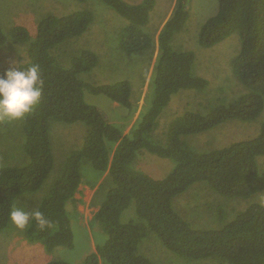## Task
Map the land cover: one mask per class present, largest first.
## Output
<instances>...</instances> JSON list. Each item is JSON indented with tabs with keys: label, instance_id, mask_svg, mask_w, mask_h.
Returning a JSON list of instances; mask_svg holds the SVG:
<instances>
[{
	"label": "trees",
	"instance_id": "16d2710c",
	"mask_svg": "<svg viewBox=\"0 0 264 264\" xmlns=\"http://www.w3.org/2000/svg\"><path fill=\"white\" fill-rule=\"evenodd\" d=\"M102 1L127 21L117 34L119 49L151 54L155 41L143 27L149 21L154 0L134 4L124 0ZM188 14L189 0H177L160 28L149 102L125 134L98 106L85 100V92L102 94L130 112L134 97L130 81H86L82 75L97 65L99 57L94 50L74 46V39L59 51H75L69 60L72 52L66 53L64 61L59 58L63 63L68 60L67 65H61L52 55V49L87 29L94 19L93 11L83 8L60 15L47 13L36 23L34 39L28 43L26 59L21 64L24 68L31 64L40 66L42 94L39 104L22 119L25 162L0 165V231L8 225L10 206L19 195L37 191L51 172L52 121L84 123L83 143L63 158L48 191L34 207L45 215L49 225L41 229L30 221L25 238L41 243L47 251L59 245L73 246L72 212L68 205L75 206L74 195L82 176H86L83 158L97 171L96 175L106 171L105 180L109 177L112 183L92 215L107 235L105 242L80 263L53 259L46 264H99V259L108 264H155L138 249L149 232L168 250L194 264H264V202L256 196L264 189V168L259 169L256 161L258 155H264V118L254 137L223 147L197 151L185 139L188 134L200 133L227 120H253L262 112L264 0H217L216 13L204 20L197 34L199 45L211 47L237 32L239 48L230 64L247 91L205 113L187 110L175 116L159 135L155 128L171 96L185 88L203 90L209 83L192 72L194 52L171 44L173 35L183 29ZM27 39L23 25L11 26L6 32L0 26V45L8 41L23 44ZM9 67L12 66H0V74ZM141 150L171 158V169L157 178L136 168L134 162ZM199 181L227 198L249 200L229 219L225 218V204L212 206L209 209L214 211L215 220H220L218 226L195 227L173 208L172 198ZM20 201L17 206H21ZM131 202L136 219L123 222L121 214Z\"/></svg>",
	"mask_w": 264,
	"mask_h": 264
},
{
	"label": "rangeland",
	"instance_id": "374dc122",
	"mask_svg": "<svg viewBox=\"0 0 264 264\" xmlns=\"http://www.w3.org/2000/svg\"><path fill=\"white\" fill-rule=\"evenodd\" d=\"M124 1L134 4L141 0ZM176 1L154 0L149 21L143 27L155 41L153 52L147 55L125 53L119 49L117 34L127 21L102 0H85V2L78 0H0V26L3 31H8L14 25H23L28 32V39L23 44L8 41L0 45V66H13V60L19 63L24 62L27 45L34 39L36 23L43 15L47 13L60 15L76 9H91L94 19L87 29L79 36L62 42L59 48L52 49V55L58 60V63L67 65L75 51L67 49V51H59L66 42H71L74 39L72 42L74 46L94 50L99 57L97 65L90 72L82 75L86 81L112 82L121 79L130 81L134 94L133 109L130 112L102 94L85 92V100L98 106L107 115L108 120L121 128L122 133L125 134L136 123L140 113L148 105L150 81L158 52L157 34L170 17ZM216 10L217 0H189V14L186 23L183 29L172 37L171 44L175 48L194 52L192 72L206 78L209 83L203 90L185 88L171 96L168 104L162 110L155 128L159 135L166 130L167 125L175 116L187 110L205 113L209 108L225 104L247 91L232 71L230 64V60L239 48L237 32H233L211 47H202L197 41L200 25L207 17L215 14ZM67 52L72 53L67 62L63 63L60 59L66 60ZM263 118L264 105L262 112L253 120H227L200 133L188 134L185 139L197 151L223 147L233 141L254 137L259 131V125ZM21 124L22 119L0 120V165L25 162L26 154L22 145ZM85 129L86 125L79 121L73 123L51 122L49 136L54 156L51 172L37 191L20 194L16 202L21 199L20 205L26 209L34 208L37 205L48 191L63 158L71 149L82 145ZM256 161L259 169H263L264 155H258ZM83 162L84 175L86 176H82L78 191L74 195L77 200L75 206L68 205L72 212L70 222L73 246L68 248L59 245L51 251H47L41 243L29 242L25 238V230L16 229L9 220L8 225L0 231V264H46L53 259L80 263L86 255L95 250L97 245L105 242L107 235L98 223L92 220V215L112 183L109 177L105 180L106 171L96 175L97 171L90 162L85 158L81 160V164ZM172 165L171 158L160 157L147 150L141 152L134 162L136 168L157 178L164 177ZM101 182H104L105 185L99 187ZM263 190L256 194L261 202H264ZM248 200L237 197L227 198L199 181L173 197L172 205L182 218L195 227H217L220 220H215L214 211L209 208L217 204H225L227 211H225V218L229 219L230 215L242 209ZM135 219V206L134 202H131L123 210L121 221ZM138 249L155 264H194L193 261L178 256L164 247L152 232L142 238ZM99 264L108 263L99 259Z\"/></svg>",
	"mask_w": 264,
	"mask_h": 264
},
{
	"label": "clouds",
	"instance_id": "9594fccd",
	"mask_svg": "<svg viewBox=\"0 0 264 264\" xmlns=\"http://www.w3.org/2000/svg\"><path fill=\"white\" fill-rule=\"evenodd\" d=\"M12 65L0 74V120L23 119L39 104L42 94L43 81L38 64L24 68L21 63L13 60ZM9 219L19 230L28 228L30 221H35L41 229L49 225L38 208L29 211L16 204L10 206Z\"/></svg>",
	"mask_w": 264,
	"mask_h": 264
}]
</instances>
